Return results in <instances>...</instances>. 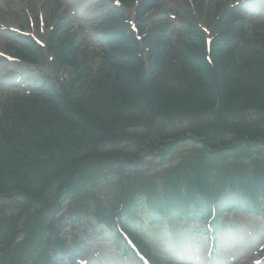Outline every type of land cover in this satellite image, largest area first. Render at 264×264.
Masks as SVG:
<instances>
[{
  "label": "trees",
  "instance_id": "1",
  "mask_svg": "<svg viewBox=\"0 0 264 264\" xmlns=\"http://www.w3.org/2000/svg\"><path fill=\"white\" fill-rule=\"evenodd\" d=\"M220 24H225L226 31L222 33L223 37H225L226 44L231 41L230 38L235 36L236 31L238 29L237 25H230L229 23L220 22ZM222 47V44L216 45V50ZM137 47L131 41L126 48V55L128 56V60L126 58L118 56L116 52L113 54L108 53V57L112 60L116 59L117 64V72L120 73H127L129 76V84L123 86L120 89H116L118 95L121 98H129L130 94L134 93L136 90L134 88H140L141 90H146L150 92V88H152L149 78L151 73L153 72V68H145V67H136L135 64L139 66H143L142 61L135 55V49ZM199 65L201 67L206 66L205 62L200 59ZM126 64H130V67H126ZM258 68L253 73H257L258 77L252 78L254 83L249 84L245 81L246 86L240 87L239 92L237 93H229L228 88L225 86L223 79L224 74L221 72L220 68L221 65L218 64V68L216 69V75L213 77H208L207 75L204 78L208 79V88L201 92L195 93L193 88V78L194 73L186 66L183 67L182 71H177L176 75L178 77V87L175 88L176 90L170 91L166 99L167 102L163 103L162 105L156 101V104L166 107L167 109H171L172 111H198L201 108V98H206L210 100L211 107L214 108L216 114H219L221 110L225 107L234 108L238 107L236 110H246L248 108H254L258 111H264V60L257 62ZM217 67V66H216ZM244 75H246L244 73ZM121 78V76L119 75ZM246 79V78H245ZM126 82H128L126 80ZM131 83V84H130ZM121 87V86H120ZM129 87V88H127ZM150 87V88H149ZM257 88V89H256ZM199 94V96H198ZM219 102V108L216 107V104ZM216 109V110H215ZM227 109V108H226ZM170 111V110H169ZM92 114V113H91ZM152 120L149 121V125L151 128ZM221 122L216 120V124L213 125H206L199 129H194L193 133H202L207 140L211 139V133H207V129H216V132H220L222 130ZM149 128V132H150ZM264 139V135H261ZM149 142L152 145H156L157 140L154 138V135L150 133ZM206 149H209L208 146H205ZM220 145L212 144V148H218ZM223 150H216V152H222ZM209 152L206 151L203 157H205ZM201 157V158H203ZM240 158V157H238ZM242 158H244L242 156ZM252 164V178H251V185L248 183L243 182L241 185V189L249 194V198L256 203L257 209H264V166L259 164L257 161H253ZM203 167L193 168L194 177L190 180L194 182V184H189L188 191L190 195H194L192 187L196 188L201 196L206 197L209 193L211 188L210 178H208V174L204 173ZM236 173L232 174L231 178L236 177ZM244 179V178H240ZM179 189L176 188V192Z\"/></svg>",
  "mask_w": 264,
  "mask_h": 264
},
{
  "label": "rangeland",
  "instance_id": "2",
  "mask_svg": "<svg viewBox=\"0 0 264 264\" xmlns=\"http://www.w3.org/2000/svg\"><path fill=\"white\" fill-rule=\"evenodd\" d=\"M159 1V8L155 9L154 14L155 15H165L169 11L170 8H173L175 6L177 7H185V0H158ZM197 0H193L194 6L195 2ZM200 3L199 5H202V13L207 16L206 10L208 9L207 3L210 0H198ZM216 1V0H215ZM221 1V0H217ZM225 1V0H223ZM216 2V3H217ZM31 14L32 17L36 16L37 14H42L45 17H48L49 22H59L58 20H68L71 23H74L71 21L70 17L68 16L65 5L63 1L61 0H0V23L2 26H9V25H23L26 26L28 15ZM204 17V16H202ZM205 18V17H204ZM13 36L9 32H3L0 30V50L2 51H14L15 48V41H13ZM5 61L0 60V64L4 63ZM210 118L209 113H204L203 115L199 116H186L181 117L179 116L175 122L169 123L167 125V129H173L176 127H182L184 126V121L188 122L186 125L188 126H195L200 121H205ZM118 146H124L125 144H120L118 142H113ZM111 147V146H110ZM194 145L192 144H182L180 148L178 149V152L175 154L172 160L167 159L163 163H161L159 166H150V170H147L145 175L147 177H154L153 179H157L160 183L162 182L163 175L171 171L174 165L178 164L181 158L186 154L188 151H193ZM154 158L149 157V161H153ZM237 215V216H236ZM229 216H226L225 219H227ZM242 219L244 221H247L248 223H251L252 230H249L251 238L254 240L255 237H253V230L255 229L257 223H259V220L254 216H246L241 214L240 212L233 213L228 219L229 220H236V218ZM240 220V221H242ZM243 227V226H242ZM240 228L241 237H243V233L245 231V228ZM70 237V236H68ZM175 239H180V237L174 236ZM87 243L89 245L93 246H99L101 247L96 240H91L89 238H85ZM233 242V240H232ZM249 245V242H245L242 247H247ZM103 248V247H102ZM228 248V247H227ZM227 248L225 250H227ZM232 254H236V250L232 251ZM248 257H250L248 255ZM165 264V263H164Z\"/></svg>",
  "mask_w": 264,
  "mask_h": 264
}]
</instances>
